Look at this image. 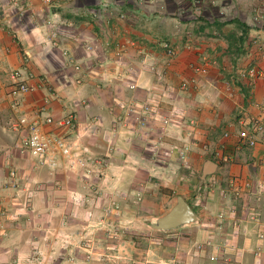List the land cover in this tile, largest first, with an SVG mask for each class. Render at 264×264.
Masks as SVG:
<instances>
[{
    "label": "crops",
    "instance_id": "1",
    "mask_svg": "<svg viewBox=\"0 0 264 264\" xmlns=\"http://www.w3.org/2000/svg\"><path fill=\"white\" fill-rule=\"evenodd\" d=\"M87 1L90 3L88 6L81 3L78 9H73L66 8L64 5L57 8L48 3L46 5L47 0H0V147L4 148L3 153L0 154V184L5 183L9 167L15 165L21 173L24 163L15 155H9L14 146L13 142L17 141V135L13 134L9 128L10 124L20 113H33L43 105L49 109L54 118L66 116L71 112L75 113L78 122L68 133L69 139L82 148L90 149L95 155L109 153L111 146L127 147L129 143L131 150L134 148L133 145L140 148L144 141L141 138L145 134L142 137H139V133L121 137H115L112 134V130H116L114 121L117 118L111 111L114 98L123 99L124 102L147 101L155 112L159 109H167L162 108L164 107L162 102L166 103V107L172 106L167 111H176L178 116L174 114V117H171V125L172 127L175 125V133H184L178 139L190 146L187 161L192 160L202 165V172L207 162H213L216 168L213 174L205 178L216 180V187L224 186L225 181L231 177L262 182L264 180V146L258 145L251 150L237 151L234 144L238 130L235 126L237 119L258 118L264 121V78L250 80L247 77H238L239 72L244 71L250 61L256 62L264 71V59L257 56L253 49L254 43L263 42L264 44V29L249 30L247 41L244 43L245 53L231 56L230 59L233 62L231 61L232 65L228 66L227 71L224 60L230 59L224 54V50L228 48L224 40L225 42L221 45L222 51L218 48L219 43L199 45L201 50L195 47L193 50V44L190 45V51H187L188 56L177 58L169 69V73L163 75L160 65L157 62L155 64V52L142 46L144 43L142 41L147 42L148 35L143 31L144 34H141L138 26L140 23L135 21L139 17L144 18V13H141L131 2L124 1L115 5L112 2L104 4V0ZM93 11L103 14L104 20L94 22ZM39 16L44 17L43 20H40ZM88 19L91 20L90 24ZM53 29L57 33V49H52L53 39L49 37ZM148 42L152 44L151 40ZM129 43H132V46ZM121 46L125 48L126 53L123 58H115V51ZM52 50H55L57 54L53 58ZM63 51H67L72 61L71 65L66 62L68 58L62 56ZM217 57L218 60H216ZM204 59L214 63L211 64L212 66L209 65L205 75L194 74L193 65H203ZM142 61L144 65L141 64ZM73 64L80 65L79 72L74 71ZM152 64L156 68V73H152L145 66ZM15 71H19L23 79L34 77V82L38 85L37 91L16 96L13 93L14 81L11 78ZM124 72L129 75L122 80L119 77H124ZM78 79L80 83L76 82ZM183 79L190 82V89L188 88L187 92H181L179 89V83ZM135 84L139 88L136 89ZM176 85L178 90L175 88ZM227 86L232 89L233 96L227 92ZM14 101L19 103V111L11 107ZM135 105L139 107V104ZM158 115L153 116L155 126H160V121L163 119ZM152 121H149V124H153ZM230 126L235 127L230 128ZM172 127L171 130L174 128ZM229 128L231 137L222 138L223 132ZM55 133L64 135L66 131L57 129ZM196 140L204 141V146H209L210 151H205L198 157L195 156ZM154 141L151 146L155 143ZM146 142H143L144 147H141L144 161L156 162L157 159L153 154L150 156L146 153V148L150 145L149 139ZM222 143L226 153L233 156V162L230 165H218L213 161L211 153ZM173 154L178 157L176 152ZM128 155L129 152H120L122 159H126L124 163L129 159ZM27 166L23 174V180L25 179L27 185L25 188H20L18 193L21 194L20 197L17 198L15 191L12 190L5 193V201L7 204L10 201V206L15 213L7 221L8 234L0 237V264H15L17 261H22L30 254L35 243L36 237L31 233L35 230L31 227L33 219L29 221L18 217L24 213L22 204H26L27 209H34L33 212L31 209L26 210L27 214H35L39 207L46 209L52 208L56 202L63 204L62 200H66L65 193L77 186V180L71 175L64 173L50 175L46 170L34 168L31 163ZM111 167L110 173H113L115 166L112 164ZM150 168L149 165L148 169ZM56 180L61 182L59 190L53 187ZM125 183L126 179L125 182L120 183V186H117L115 181L109 184L116 186L118 193L125 195L131 191ZM80 188L83 187L80 186ZM121 199L125 206L127 201L125 198ZM95 205H91L90 210H97ZM85 206V208L89 207ZM218 207L220 210L222 208L225 210L229 204L227 205L226 201L225 203L219 201ZM255 208L259 210L257 221L250 220L241 206H237V214L228 217L227 223L222 224L221 230L216 227L214 231L213 224L206 223V214L195 213L198 219L197 224L183 227L185 231L195 232H193L194 236H191L195 239L190 243L193 245L194 242L208 237L213 238V247L208 248L207 255H202L198 263L264 264V240L258 239L260 233L264 234V202L255 203ZM91 220L92 218L86 217L79 224L85 225ZM70 238L74 240L76 237ZM170 245L168 249L177 250L175 243H173L174 246ZM259 247L262 248V253L255 258L252 251ZM72 251L70 247L55 251L54 256H59H55L53 264H86L77 259L75 262H68V253ZM210 254L217 256L216 263L210 261ZM73 255L76 257L77 253L74 251ZM178 256L180 254H177Z\"/></svg>",
    "mask_w": 264,
    "mask_h": 264
},
{
    "label": "rangeland",
    "instance_id": "2",
    "mask_svg": "<svg viewBox=\"0 0 264 264\" xmlns=\"http://www.w3.org/2000/svg\"><path fill=\"white\" fill-rule=\"evenodd\" d=\"M60 1L59 3L58 0H47L44 3L55 6V8L64 5L66 8L73 9H78V5L81 3L86 6L90 4L87 0ZM124 1L125 3L131 2L141 13H144V18L139 17L135 22L140 23L138 26L141 34L145 32L151 39L147 36L148 40L147 42L142 41L144 42L142 46H146L147 50L155 52V64L157 62L161 67V71L165 70L166 74L169 73V69L177 58L188 56L187 51H190L192 44L193 50L194 47L201 50L199 45H208V43H212V45L219 43L218 48L222 49L221 45L225 42L223 37L214 32V27L210 28L207 24H212L214 21L226 22L231 19H237L247 24L250 29H264V0H104V4L112 2L115 5H119ZM64 6L63 9H65ZM92 13L94 22L104 20L103 14L97 11ZM43 18L39 16L40 20H43ZM90 22L91 20L88 19V24ZM202 27L205 30L201 29ZM222 32L224 35L229 34V32L239 34L240 30H237L235 25H227ZM149 40L152 41L151 45L148 42ZM252 40L254 41V39ZM129 44L132 46V43ZM165 44L176 49L177 53L174 58L166 56L163 49ZM259 45L264 50L263 42ZM52 51L51 57L53 58L57 54L55 50ZM125 53V48L121 46L115 51V58H123ZM224 54L229 59L233 56L227 52V49L224 50ZM257 56L263 57V54L257 53ZM216 60H218V57ZM224 61L227 71L233 61L231 59ZM143 62L141 63L142 65H144ZM145 66L150 69L154 67V64ZM130 71L132 70L130 69ZM128 75L124 72V77L119 78L124 80ZM182 82H189V80L183 79ZM177 86H175L176 90H178ZM137 88L139 87L136 85ZM189 89L181 92H187ZM112 103L111 111L117 116L114 121L116 130H112V134L115 137L129 136L128 134L134 136L138 133L139 137H142L145 134L141 138L144 140L143 142L148 139L150 141V145L146 148V153L150 156L153 154L157 161H144L143 149L141 150V147H144V145L142 146L143 142L140 148L133 145V150L129 147L130 143L127 147L111 146L109 153L96 155L104 159L106 164H108L105 175L91 181L87 187L83 188H80L81 184L76 181L77 186L72 191L80 193L81 198L77 205L68 202L69 198H67L68 195L65 192L66 200H62L63 204L56 202L52 208L42 209L39 207L36 209L35 214H27L26 210L31 208L27 209L26 204H22L24 213L18 217L29 221L33 219L31 227L35 230L31 233L36 238H34L35 243L30 254L23 258L22 261L15 262V264H53L56 259L55 256H57H54V252L69 247L73 251L68 253V262H75L77 259L86 264H199L201 256L207 255L208 248L213 247L212 245V247L203 248L201 246L203 245V240L194 242L192 245L190 242L194 241L195 238L193 239L192 237L195 232L185 231L183 227L168 231H158L150 227L156 223L158 218L170 210L177 197H182L188 202L196 214H206V223L209 221V223L213 224V231L219 224L218 214L223 211V208L220 210V207H218L219 201H223V199L215 183H212L216 180L212 178L203 179L202 165H198L192 160L187 161L190 146L178 139L184 133H175V125L173 126L174 128L171 125L174 114L177 117L178 113L176 111L168 112L167 110H170L172 106L166 107L164 102L161 103L164 106L162 108L167 109H159L157 112L153 111L152 105L147 101L144 103H139L138 100L124 102L123 99L114 98ZM135 104H139V107L137 108ZM146 105L150 107V110L143 114L139 111V108ZM132 106H134V110L130 109ZM158 113L163 119L168 120L167 126L162 125V120L160 121V126H155L153 116L155 114L157 116ZM143 115H146V117L143 118ZM149 121H152L153 124H149ZM171 127L173 130H171ZM124 130L129 133H125ZM153 141L155 143L151 146ZM203 146L204 141H195V156L198 157L205 152ZM183 149L188 150L186 160L179 159L173 154V152L177 154L179 150ZM3 150L4 148L0 147V154L3 153ZM88 150L93 154L90 149ZM121 151L129 152V159L125 163L123 161L126 159H122L120 156ZM23 161L22 172L18 173L19 187L17 190H12L15 191L17 198L21 195L18 194L20 190L27 185L25 179L23 180V174L24 168L29 162ZM110 163L115 166L113 173H110V168H112ZM149 165L153 169H148ZM5 168H8V166H5ZM11 169L18 170L15 165L9 167L8 171ZM125 179V184L131 190L125 195L118 193V188L109 184H113L115 181L117 186H120V183L125 182ZM0 185H4V183L2 182ZM117 193L118 195L121 194V196H118ZM121 198H125L127 201L125 206H123ZM225 201L228 205L229 202L227 200L223 202L225 203ZM93 204L97 205V210H90V206ZM2 205L7 216V218H2V220L6 218L2 224L6 236L9 229L7 221L10 220L11 215L13 216L15 210L11 208L10 201L7 204L5 199ZM85 205L89 207L85 208ZM31 211L33 212L34 209H31ZM86 217L92 218L91 222L85 225H82L83 223L79 224ZM224 223H227V221ZM193 225L195 226V224ZM184 228L187 227L184 226ZM70 237L76 238L72 240ZM173 243L176 244V251L168 249V246H171L170 244L174 246ZM74 251L77 253L76 257L73 255ZM177 254L183 255L182 258L180 256L177 257ZM35 256L40 258L39 263L35 262ZM216 257L210 254L209 259L211 262L216 263L215 261L218 260Z\"/></svg>",
    "mask_w": 264,
    "mask_h": 264
},
{
    "label": "built area",
    "instance_id": "3",
    "mask_svg": "<svg viewBox=\"0 0 264 264\" xmlns=\"http://www.w3.org/2000/svg\"><path fill=\"white\" fill-rule=\"evenodd\" d=\"M53 30L54 31L49 35L50 39H53L51 46L52 48H58L57 33L55 29ZM253 47L256 53L263 54V57L261 56L263 59L264 50L262 46L254 43ZM163 49L167 57L174 58L176 56L177 52L173 46L165 44ZM62 56L67 57L68 60H66V62H69L70 65L72 64L71 58L67 55V51H63ZM203 62V65H193L192 71L194 74L205 75L207 73V67L214 63V61H208L207 59H204ZM72 66L76 72H79L81 69L80 65L73 64ZM150 69L154 72L156 71L155 67H151ZM244 73L250 80L264 78L263 69L254 61H250L243 71V74ZM11 78L14 81L13 93L16 94V96L31 94L38 89V85L34 82V77L23 79L22 74L19 71H15L12 73ZM76 82L80 83L79 79ZM189 85V82H181L179 89L181 91L187 90ZM226 88L229 95L233 96L232 89H230L229 86ZM11 107L19 111V103L17 101H14ZM133 108L134 106L130 107V109ZM147 110H150V107H147V105L139 108V111L143 114L146 113ZM145 117L146 115H143V118ZM77 122V115L73 112L60 118H54L45 105L41 106L33 113L22 112L9 126L11 132L17 135V141L11 148L9 155H15V157L31 163L34 168L45 169L50 175L56 173L71 175L75 177L82 187H87L91 181L105 175L108 164H106L104 159L90 153L87 148H82L76 144V142H71L68 133L75 128ZM161 123L167 126L168 120L164 118ZM235 126L238 129L235 134L234 144L237 151L240 149L251 150L258 145L264 146V121L262 119L240 118L235 121ZM233 127L230 126V128ZM230 128L223 132L222 138L229 139L231 137ZM57 129L65 130L66 133L64 135L56 134L55 130ZM207 147L208 146L205 145L203 149L206 151ZM187 151L186 149L179 150L177 152L179 159L184 160ZM213 156L219 165L226 166L233 162V156L226 153L223 143L215 148ZM18 173H20L18 170L11 169L8 171L4 185H0V237L5 236L4 226L2 224L3 220L5 221L7 218L2 205L5 199L4 195L8 190L18 189ZM212 183H215V181ZM53 187L55 190H59L61 188V182L56 180ZM217 187L223 201L227 200L229 202V207L225 210L223 209V211L218 214L219 230H221V225L229 219L228 217L237 214V206H241L250 220L257 221L259 219V210L256 209L257 207L255 208V203L264 202V180L260 182L257 180L253 181L252 179L231 177L225 181L224 186L221 187L218 185ZM66 193L68 195L67 198H69L68 202L77 205L81 198L80 193L73 192L72 190H68ZM4 217L6 218L2 220ZM207 223H209V221H207ZM258 237L259 240H264L263 233H260ZM202 242L203 245L201 246H203V248L212 247L213 238L208 237ZM261 253V247L252 251L255 258ZM35 259V262L39 263L38 261L40 258L35 256Z\"/></svg>",
    "mask_w": 264,
    "mask_h": 264
},
{
    "label": "water",
    "instance_id": "4",
    "mask_svg": "<svg viewBox=\"0 0 264 264\" xmlns=\"http://www.w3.org/2000/svg\"><path fill=\"white\" fill-rule=\"evenodd\" d=\"M215 168L216 165L213 162H207L202 172V178L204 179L206 176L213 174ZM197 221L193 209L182 197H177L175 205L150 227L158 231H168L196 224Z\"/></svg>",
    "mask_w": 264,
    "mask_h": 264
},
{
    "label": "trees",
    "instance_id": "5",
    "mask_svg": "<svg viewBox=\"0 0 264 264\" xmlns=\"http://www.w3.org/2000/svg\"><path fill=\"white\" fill-rule=\"evenodd\" d=\"M128 6L129 7H133L131 5H128ZM207 25L210 26V28L214 27V32H216L217 34H219L220 36L223 37V39L227 43V46H228L227 52L229 54H232V55L236 56V55H240L241 53L242 54L245 53V51H244L245 44L244 43L246 42V39H247V36H248L247 34L249 33V30H250V28L247 26V24L242 23L241 21H239L237 19H231V20L226 21V22H217V21H214V23L207 24ZM227 25H235V28L237 27V30H240V33L237 34L235 32H229V34L224 35L223 32H222V30ZM201 29L205 30V28H203V27ZM253 49H254V47H253ZM150 71L152 73H154V71H152L151 69H150ZM162 72H163V75L166 74V71L165 70L162 71ZM239 73L240 74L238 75V77H241V78L247 77L245 75V73L243 74V71L242 72H239ZM247 78L250 79L249 77H247ZM214 150H215V148H214ZM208 151H210L209 146L206 149V152H208ZM213 151L211 153L212 156H213ZM213 158H214V156H213ZM213 161L214 162L216 161L215 158L213 159Z\"/></svg>",
    "mask_w": 264,
    "mask_h": 264
},
{
    "label": "clouds",
    "instance_id": "6",
    "mask_svg": "<svg viewBox=\"0 0 264 264\" xmlns=\"http://www.w3.org/2000/svg\"><path fill=\"white\" fill-rule=\"evenodd\" d=\"M216 164H218L216 161H215ZM219 165V164H218ZM189 205V204H188ZM190 206V205H189ZM192 208V207H191Z\"/></svg>",
    "mask_w": 264,
    "mask_h": 264
}]
</instances>
